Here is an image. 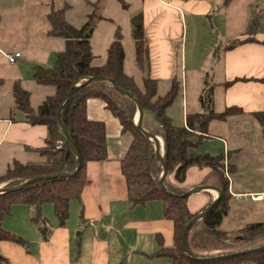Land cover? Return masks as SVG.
<instances>
[{
  "label": "crops",
  "instance_id": "1",
  "mask_svg": "<svg viewBox=\"0 0 264 264\" xmlns=\"http://www.w3.org/2000/svg\"><path fill=\"white\" fill-rule=\"evenodd\" d=\"M141 2L142 8L136 14L142 15L149 75L159 81L164 79L167 88L173 76L181 83V91L168 109L174 120L183 122L187 111L204 110L199 103L200 90L196 92L197 98H188L189 87L197 84H188L187 74L198 77L200 88L207 83L211 94L207 105L213 110L229 106L240 109L223 121L211 122L208 135L190 148L195 153H223L234 167L229 176L225 174L229 178L231 200L219 227L228 233L239 231L247 223L264 221V124L254 116V112L264 110V0ZM45 3L54 6L52 2ZM1 6L0 2V9ZM49 7H46L45 19ZM0 17L2 19L1 10ZM48 27L46 22L45 31L41 33L45 37ZM130 30L131 27L129 34ZM236 39L247 40L230 48L225 46ZM4 49L7 47L0 44V54L20 52L17 48ZM19 58L21 52L13 63ZM19 78L24 85L22 77L15 79ZM49 92L51 90L40 94L44 97ZM7 95L11 97L10 89ZM10 99L11 102L9 98L5 101L0 92V107L6 109V113L0 115V176L14 161L45 160L38 149L44 146L46 126L30 124L21 113L12 114V97ZM190 102L194 103L192 109ZM86 113L88 118L102 120L105 124L107 158L86 163L84 185L79 198L69 201V215L64 225L57 224L50 202L41 205V213L50 226L46 239L30 221L33 208L21 202L12 205L1 225L22 237L24 243L0 240V253L6 258L3 264H170L171 259L166 254H156L160 246L158 239L165 248L174 245L173 223L163 215L161 201L151 199L131 205L128 200L120 158L129 137L121 134L117 118L104 107L101 99L88 98ZM146 128L155 132L161 141L160 126ZM209 173L207 167L190 166L184 181L177 185L185 190L203 184L218 186L216 176ZM4 185L5 181H0V187ZM216 194L213 189L191 193L187 205L191 211H199ZM250 197L254 200L245 202ZM246 203L252 204L250 208H246ZM228 217L230 221L225 226L222 223ZM195 244L189 236L193 252H196ZM217 264L258 263L225 261Z\"/></svg>",
  "mask_w": 264,
  "mask_h": 264
},
{
  "label": "trees",
  "instance_id": "2",
  "mask_svg": "<svg viewBox=\"0 0 264 264\" xmlns=\"http://www.w3.org/2000/svg\"><path fill=\"white\" fill-rule=\"evenodd\" d=\"M116 1L122 7L126 6L124 0ZM65 4L63 7L51 5L46 15L49 25L46 34L49 37L63 38V50L55 55V62L52 66L45 67L35 64L31 68L35 83L40 86H51V92L34 105L32 91L26 88L20 79H14L10 84L11 113L14 115L21 113L30 124H44L47 128L44 146L38 149L40 154L45 156V160L26 163L14 161L5 174L0 176V181H5L4 187H12L30 177L74 170L75 155L66 136L57 125L56 116L65 95L75 84L81 85L64 103L60 117L78 150L80 166L71 176L39 179L22 189L0 193V240L24 243L22 237L6 230L1 225L3 217L10 213L12 205L16 202L33 208L34 212L30 221L38 226L44 239L48 237L50 226L40 210L43 203L50 202L57 224H65L69 215V201L79 198L84 185L86 163L107 158L105 124L102 120L88 118L86 113L87 99L96 97L101 99L104 107L117 118L121 134L129 137L120 158V168L125 178L128 200L131 205L158 199L162 204L163 215L173 223L174 245L165 248L158 239L160 246L156 254H166L171 259L170 264H217L225 261L231 263L252 261L263 264L264 248L223 258L212 257L234 252V250L225 252L221 250L230 247V244L224 242L227 233L219 227L222 218L229 210L231 200L229 178L225 174L232 173L234 167L226 161L227 158L223 153L190 151V148L199 143L201 138L208 135L211 122L223 121L227 116L239 113L240 109L236 106H229L215 111L207 105L211 95L208 96L210 99L206 95L204 97L200 95L199 100L204 110L187 111L183 122L174 120L168 109L179 95L181 83L176 76H173L167 90L164 93L158 92L159 80L151 77L148 71L149 53L143 38L142 15L139 13L130 18L134 62L140 76L138 80L124 70L123 36L120 28L115 27L113 38L105 49L104 61L94 64V53L90 41L95 25L93 14H89L86 22L80 27H75L65 19V11L69 8V5ZM245 40L236 39L225 46L230 48ZM89 76L113 79L139 100L143 116L146 111L151 112L162 133L160 154L167 166V174L163 181L166 190L161 189L158 181L162 165L155 155L153 141L147 138L135 123L137 113L135 102L119 93L107 80L90 81L83 84ZM3 83L4 80L0 78V85ZM254 116L261 124H264V110L254 112ZM149 131L158 138L155 132ZM190 166L209 168V174L216 176L218 187L221 190L215 203L203 217L197 220L200 221L204 233L213 243L214 249L220 251L217 254L197 255L191 250L188 233L197 221L189 228L186 237L190 253L197 257H212L209 259L192 258L182 249L183 227L198 212L189 209L187 205L189 194H185L186 190L177 185L184 181L186 170ZM239 232L237 239L240 240L238 241L253 244L259 238L264 237V221L247 223ZM246 248L248 247L244 249ZM5 262L6 258L0 253V264Z\"/></svg>",
  "mask_w": 264,
  "mask_h": 264
},
{
  "label": "rangeland",
  "instance_id": "3",
  "mask_svg": "<svg viewBox=\"0 0 264 264\" xmlns=\"http://www.w3.org/2000/svg\"><path fill=\"white\" fill-rule=\"evenodd\" d=\"M46 1L48 3L50 2V4L52 2L55 7H63L66 5L65 3L70 5L65 11V19L75 27H80L86 22L88 15L93 14L95 25L90 41L94 53V64H100L104 61L105 49L112 40L114 27L119 26L123 34L124 70L128 74L134 75L136 79L139 80L140 76L136 71L134 63L132 39L129 34V19L132 15L141 10V0H124L127 3V7H122L116 0H0L3 5L0 9L2 14V19L0 17V44H2L3 47L4 45L7 47L4 51H12L17 48L21 52V58L17 59L15 63H9L7 54H0V77L4 80V83L0 85V92L5 101L9 98L11 102V97L7 95V92L10 89L11 82L17 77H22L24 86L31 89L32 103L34 105L43 97V94L41 95L40 92L45 93L47 90H52L51 86L44 87L36 84L31 69L35 64L52 66L55 62V55L64 48L63 38H47V36L45 37L41 34L45 31L47 22L45 21L47 19L44 18L46 7H49L45 3ZM251 29H253V26ZM164 82H166L164 79L159 81L158 92L160 93H164L167 90V85ZM187 83L197 84L194 87H189V99L191 98L194 100L199 94L203 97L205 95L206 97L211 95L207 83L201 86V88L199 87L198 77L195 79V77L187 74ZM198 91L199 94L197 93L196 95ZM189 105L190 109L194 107L193 102H190ZM201 109H203V107H201ZM5 113L6 109L1 106L0 115ZM142 125L144 127H150L151 129L153 127L159 128L158 123L149 111L144 113ZM227 175L229 176L230 173L228 172ZM251 200H254V198L250 197V199H247L245 202ZM245 205L246 208H250L252 204L246 203ZM49 206L51 209V204ZM229 219V217L227 219L224 218V223L222 224L227 226L228 221H230ZM251 220L252 219H248L247 221ZM188 234L190 239L193 238L196 242L195 254L211 255L217 254L220 251L214 249L213 243L208 238V235L204 233L200 221L196 222ZM239 235V231H229L224 242L230 244V247L221 250H223V252L227 250L238 252V249H240L239 251H245L249 248L257 247L262 249L261 247H264V237L259 238L252 244L245 241H238L240 240L237 239ZM250 245H254V247H250ZM245 247L248 248L244 249Z\"/></svg>",
  "mask_w": 264,
  "mask_h": 264
},
{
  "label": "water",
  "instance_id": "4",
  "mask_svg": "<svg viewBox=\"0 0 264 264\" xmlns=\"http://www.w3.org/2000/svg\"><path fill=\"white\" fill-rule=\"evenodd\" d=\"M103 80H107L109 81L112 86L121 94L125 95V96H128L130 99H132L135 104H136V109H137V113H136V119H135V123L137 125V127L140 129V131L147 137L149 138L150 140L153 141V144H154V151H155V155L157 156L158 160L160 161L161 165H162V171H161V174L159 176V184L161 186V189L162 190H166L164 184H163V181L166 177V174H167V166H166V162L164 161V159L162 158L161 154H160V142L158 140V138L152 133L150 132L149 130L145 129L144 127H142V120H143V109H142V106L139 102V100L132 94L130 93L129 91H127L126 89H124L123 87H121L120 85H118L113 79L111 78H105V77H102V76H89L85 79V81L83 82V84L87 83V82H90V81H103ZM81 84H75L74 86H72L67 94L65 95L59 109H58V112H57V116H56V122H57V125L59 127V129L61 130V132L66 136L73 152H74V155H75V160H76V164H75V168L74 170L72 171H68V172H60V173H55V174H50V175H43V176H34V177H30V178H27L26 180H24L23 182H21L20 184L18 185H15V186H12V187H0V193H3V192H7V191H15V190H19V189H22L23 187H25L26 185L34 182V181H37L39 179H49V178H54V177H62V176H71L73 175L78 169H79V166H80V156H79V153H78V150L76 149L75 145H74V142L72 141L68 131L66 130L62 120H61V117H60V113H61V110H62V107L64 105V103L68 100L69 96L80 86ZM207 189H213L216 191V197L212 199V201L206 205L203 209H201L200 211H198L189 221L186 222V224L184 225L183 227V230H182V249L190 254V256L192 258H198V259H209V258H212V257H197L195 255H193L192 253H190V251L188 250L187 248V242H186V237H187V232L189 230V228L198 220L200 219L201 217H203L207 211L211 208V206L215 203L217 197L220 195L221 193V190L220 188L217 186V185H208V184H203V185H198L194 188H191V189H188L186 190L185 194H191V193H195V192H198L200 190H207ZM262 249L264 247H261ZM259 248H249V249H246L245 251H238V252H233V253H229L230 255L232 254H242L244 252H252V251H257ZM229 254H223V255H217V256H213V257H219V258H223L225 256H228Z\"/></svg>",
  "mask_w": 264,
  "mask_h": 264
},
{
  "label": "built area",
  "instance_id": "5",
  "mask_svg": "<svg viewBox=\"0 0 264 264\" xmlns=\"http://www.w3.org/2000/svg\"><path fill=\"white\" fill-rule=\"evenodd\" d=\"M20 56V52H17V51H15L14 53H12V54H7V58H8V61L10 62V63H13L14 61H15V58L16 57H19Z\"/></svg>",
  "mask_w": 264,
  "mask_h": 264
},
{
  "label": "bare ground",
  "instance_id": "6",
  "mask_svg": "<svg viewBox=\"0 0 264 264\" xmlns=\"http://www.w3.org/2000/svg\"><path fill=\"white\" fill-rule=\"evenodd\" d=\"M136 119V118H135Z\"/></svg>",
  "mask_w": 264,
  "mask_h": 264
}]
</instances>
